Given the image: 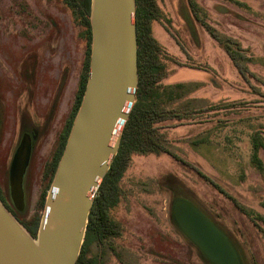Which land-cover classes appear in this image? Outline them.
Wrapping results in <instances>:
<instances>
[{
    "label": "rangeland",
    "instance_id": "obj_1",
    "mask_svg": "<svg viewBox=\"0 0 264 264\" xmlns=\"http://www.w3.org/2000/svg\"><path fill=\"white\" fill-rule=\"evenodd\" d=\"M158 2L169 21L155 23L154 33L176 60L165 83H185L175 87L174 106L193 116L166 129L177 158L134 156L119 181L124 194L112 207L120 235L104 245L93 242L87 255L99 264H206L172 221L177 193L221 226L245 264H264V148L263 164L253 161V136L264 143V0H194L197 12L188 0ZM203 20L246 49L252 59L246 78ZM80 31L59 0H0L3 188L21 134L31 137L36 128L40 136L25 176L26 219L43 214L37 206L46 185L42 171L58 146L85 58Z\"/></svg>",
    "mask_w": 264,
    "mask_h": 264
},
{
    "label": "water",
    "instance_id": "obj_2",
    "mask_svg": "<svg viewBox=\"0 0 264 264\" xmlns=\"http://www.w3.org/2000/svg\"><path fill=\"white\" fill-rule=\"evenodd\" d=\"M136 0H92V42L86 88L45 198L34 237L0 199V264H76L95 194L117 154L136 99ZM32 152L23 135L9 166L10 197L26 206L24 176ZM177 227L213 264H243L228 234L194 203L176 198Z\"/></svg>",
    "mask_w": 264,
    "mask_h": 264
},
{
    "label": "trees",
    "instance_id": "obj_3",
    "mask_svg": "<svg viewBox=\"0 0 264 264\" xmlns=\"http://www.w3.org/2000/svg\"><path fill=\"white\" fill-rule=\"evenodd\" d=\"M59 1L69 10L73 22L81 28L80 36L84 39L86 48L80 81L72 109L65 127L59 136L58 146L53 156L46 161L42 171L43 179L46 180V185L38 200L37 206L41 209L44 206L47 190L50 187L58 162L65 148L73 119L80 106L86 88L92 42L90 25L92 0ZM188 3L195 12L200 9L194 0H188ZM162 18H164V21H169V18H166L158 0H136L135 22L138 40L137 66L139 73L136 99L130 109L129 117L123 125L118 152L114 156L111 166L105 174L94 197L89 214L85 240L76 264H99L97 256L87 255L90 252V245H92L93 242L104 245L112 236L120 233L118 229L119 222L114 218L112 207L115 205L116 201L119 200V197L124 194L119 186V181L122 179L125 170L131 165L134 156L163 153L174 155V157L177 158V155L174 154L169 147L166 129L170 127L174 121L188 119L193 116L192 110L186 107L178 108L174 106V102L180 97V93H177L175 87L184 89L186 86L185 83H165V80L173 71L171 62H176V60L154 33L155 23H163ZM203 24L209 34L229 55L242 77L246 78L247 73H249L248 62L252 61V59L247 56L246 49L237 41L220 34L207 21L203 20ZM164 27L170 33L168 25L165 24ZM202 109L203 108H201V110ZM197 110L198 109H194L193 112L197 113ZM261 148H264V143L260 138L254 135L253 161L257 164H263L259 158V151ZM6 174L5 189L0 185V199L5 204L7 199L10 205H12L9 189V166ZM204 177L209 179L207 176ZM212 183L218 186L215 182L212 181ZM23 188L26 202L24 210L18 211L15 209L14 205H12L13 209L11 210L7 204L6 206L21 224L36 237L41 215L37 212L29 219L25 218L28 206L27 184L25 185L24 181ZM176 198H180L177 193L174 195L173 199ZM240 208L246 215L249 214L245 208L242 206ZM19 216L22 217L20 218ZM175 226L177 227L176 224ZM205 259L207 258L205 257Z\"/></svg>",
    "mask_w": 264,
    "mask_h": 264
},
{
    "label": "flooded vegetation",
    "instance_id": "obj_4",
    "mask_svg": "<svg viewBox=\"0 0 264 264\" xmlns=\"http://www.w3.org/2000/svg\"><path fill=\"white\" fill-rule=\"evenodd\" d=\"M30 132V135H31V142H32V144H33V141H36V143L38 142V140H39V138H40V136H39V130L38 129H36V128H33L32 129V131H29ZM21 138H22V136H21ZM21 138L19 139V142H20V140H21ZM19 142H18V144H19ZM18 146V145H17ZM17 148V147H16ZM28 168L29 167H27V170H28ZM27 175V171H26V173H25V176ZM25 176H24V183H25ZM12 200V199H11ZM6 204L8 205V207L12 210L13 209V206L12 205H14L13 204V202H12V205H10V203H9V201L6 199ZM15 207V206H14ZM16 209V208H15ZM19 211V210H18ZM114 218L116 219V221L118 222V220H117V218H116V216H114ZM221 227V226H220ZM178 230L180 231V233L194 246V247H196L199 251H200V249L194 244V243H192V241L178 228ZM120 235V233L117 235V236H119ZM115 236L116 235H114V236H112L111 237V239H114L115 238ZM229 236V235H228ZM233 242H234V240L233 239H231ZM234 244H235V246H236V248H237V250L239 251V249H238V246H237V244L234 242ZM116 248H113V247H111V253H112V255L113 254H115L116 253ZM201 252V251H200ZM201 254L202 255H204L202 252H201ZM239 254H240V251H239ZM240 256H241V254H240ZM204 257V256H203ZM205 258V257H204ZM241 259H242V263L243 264H245V262H244V259L242 258V256H241ZM206 260V264H213V263H211L208 259H205Z\"/></svg>",
    "mask_w": 264,
    "mask_h": 264
}]
</instances>
